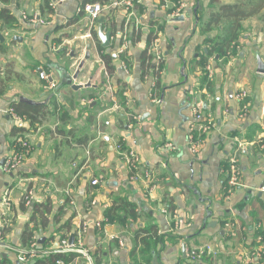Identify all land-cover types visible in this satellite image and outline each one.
<instances>
[{"label": "crops", "instance_id": "1", "mask_svg": "<svg viewBox=\"0 0 264 264\" xmlns=\"http://www.w3.org/2000/svg\"><path fill=\"white\" fill-rule=\"evenodd\" d=\"M53 1L0 0V9L15 18L0 20V264H34L18 261V249L29 247L26 228L49 250L76 239L82 226L93 264H133V251L146 249L136 243L139 228L166 237L145 264H262L264 73L257 57L264 61V6L242 21L236 52L212 55L205 72L206 40L225 36L213 15L248 0H184L180 17L174 16L180 0H139L129 15L113 5L121 0H61L52 7ZM88 3L105 7L100 17L104 32L111 31L109 47L93 35L100 17L92 24ZM24 12L44 22L27 21ZM124 35L128 46L120 53ZM88 44L90 59L80 68ZM145 52L151 57L143 75ZM41 72L51 76L52 87ZM241 92L248 96L240 98ZM22 100L48 106L36 129L29 121L20 125L32 151L6 174L4 159L19 126L8 111ZM196 106L212 113L213 124L205 133L195 126L202 142L194 153L188 133ZM129 150L142 161L137 180L124 157ZM232 159L241 185L229 193ZM29 190L35 197L26 206ZM117 197L134 203L138 218L99 231L96 222Z\"/></svg>", "mask_w": 264, "mask_h": 264}, {"label": "trees", "instance_id": "2", "mask_svg": "<svg viewBox=\"0 0 264 264\" xmlns=\"http://www.w3.org/2000/svg\"><path fill=\"white\" fill-rule=\"evenodd\" d=\"M262 2H260L259 4L258 2L253 4L254 2H250V0H248V4L241 2L235 4H225L220 8V11L213 15L212 23H222V30L225 36L219 38H208L206 40V42L210 44V49L207 54H202L203 57L201 64L203 71H205L204 69L207 64L208 58L212 55L219 54L220 56H227L230 53L236 52L237 41L243 32L242 21L246 18H249V16L257 14L259 10L264 6ZM0 20H4L6 23H12L14 22L15 18L9 10L0 9ZM210 27L211 26H207V28L212 30ZM93 35L97 37V31L95 29L93 30ZM104 56L105 55H103V57ZM105 57L109 56L106 55ZM150 57L151 55L148 56L146 52L142 55L141 61L143 75H145V73L150 68V63L147 64V61ZM162 67L163 65H160V70L162 69ZM205 72L203 74V77L206 80L208 78V75ZM160 89L161 84L158 80V82L156 83V90L158 91L157 96L160 94ZM47 106L48 105L44 103H32L27 100H22L18 103H15L13 105V108L18 115L24 117L27 121L30 122L32 128L36 129L37 126L41 123L43 116L46 114ZM25 130L26 129L23 126L14 127L15 134L24 133ZM129 218L134 220L138 218L136 205L127 201L126 199L117 197L114 199L113 204L106 210L102 223L103 225H105L107 223L117 221L121 224H126ZM32 233V229L26 228L24 230L23 240L26 244L29 243L30 245V242L33 239ZM134 235L138 246H145L146 249L141 250L138 255L136 254V251H133V264H145L146 262L150 263V254L153 255V253L158 252L157 250H153L155 249L154 244L160 246L165 245L166 237L164 235H158L157 232H150L146 229L139 228L138 230H134ZM77 256V253L74 252H68L65 254L53 253L52 251L43 252L41 253V255H37L36 257H34V264H56V262L60 259L69 264L73 263L76 260ZM138 256H140V259L138 258Z\"/></svg>", "mask_w": 264, "mask_h": 264}, {"label": "built area", "instance_id": "3", "mask_svg": "<svg viewBox=\"0 0 264 264\" xmlns=\"http://www.w3.org/2000/svg\"><path fill=\"white\" fill-rule=\"evenodd\" d=\"M59 1L61 0H58V1L55 0L51 2V6L56 7ZM137 1L139 0H121V1L113 3V5L114 6L122 5L124 7L125 13L129 15L130 12H132L131 10L135 6V2ZM177 6L178 7H177L176 12L174 13V16H182L183 11L187 8V4L185 3L184 0H180ZM104 10H105V7L99 3H93V4L88 3L84 6V11H86L88 14L91 15L92 24L94 25L96 24L101 13ZM23 18L27 21L34 22L35 24L44 22L43 19H41L37 13L32 16L24 12ZM88 36H91V33H89ZM122 45L123 46L120 50V53L124 52L128 46L127 37L125 35L123 36ZM208 71L210 73L212 71V68L210 66H208ZM40 77L46 80L49 83L50 87L53 86V83L51 82V76L49 74L41 72ZM247 96H248L247 92H241L239 95L240 98H246ZM243 107L245 108V110L248 109V105L246 103L243 104ZM8 112L9 114H11L14 121L19 126L23 125L27 121L24 117L18 115L13 107H10ZM193 113H194V118L196 122L192 124L191 131L188 134V143H189V147L192 150V152L196 153L198 152L200 148V145L202 142V135H199L195 132V126L197 125V123L198 125H201V128H202L201 130L203 131V133H205L209 129L212 128L213 118H212L211 112L206 113L205 110L199 106L194 107ZM166 146L170 147L171 149L172 148L175 149V146L171 143H168ZM31 151H32V143L30 141L29 136L23 133H18L17 135H15L13 143H12V147L4 159V164H3L4 173L11 174L17 171L18 169H20V167L25 163L28 156L31 154ZM124 157H125V160H126V163L129 169L133 173L132 179L137 180V179L142 178L143 165H142V161L140 157L138 156V154L133 150H129L126 154H124ZM227 172H228V185H229L228 191L229 193H231L235 187L241 185V181H240L241 170L235 159H232L230 161ZM145 175L147 177H150V172L146 169H145ZM98 183H99L98 180L93 181L94 185ZM34 197H35L34 191L29 190L27 195L24 198L25 205L26 206L31 205L34 201ZM95 226L99 231H101L104 226L102 223V220L97 221ZM85 230H86V227H83V226L80 227L79 230L77 231L74 244L70 246L68 240H65L62 242L61 247L59 249H57L58 247L55 249L51 248L49 250L40 249L37 243V240H33L32 243L29 245V247L18 249V261L21 263L29 262L30 260L34 259V257L39 255L40 253L52 251L53 253H63V254L68 253V252L77 253L78 256L76 260L73 263H69V264H76L79 259H81L83 264L84 263L93 264L94 261H93L92 254L89 251V249L86 248L84 244ZM0 237H1V233H0ZM112 238L115 239L114 236H112ZM119 241L121 245H124V241L122 239H119ZM258 256L261 260V263L264 264V244H262ZM56 264H67V263H65L64 260L60 259L56 262Z\"/></svg>", "mask_w": 264, "mask_h": 264}, {"label": "water", "instance_id": "4", "mask_svg": "<svg viewBox=\"0 0 264 264\" xmlns=\"http://www.w3.org/2000/svg\"><path fill=\"white\" fill-rule=\"evenodd\" d=\"M104 19H105L104 16L100 17V19H99V23L100 24L98 26V31L97 32H98V36H99L100 40L102 41L101 46L106 48V47L110 46V41H111V36L112 35H111V31L104 32L103 25H102ZM0 39L2 41H4V37L1 35V33H0ZM90 49H91V44H88L87 45V52H86V55H85V59L80 62V65H79L80 68H82L84 66L86 60L90 59ZM257 60H258V71L261 72V73H264V61L262 60V57L259 55L257 57ZM79 74H80V69H78L76 71V73L73 76V79L76 80L78 78ZM78 87L79 86L74 85V88H78ZM74 240H75V236L71 235L70 241H69V245L70 246H72L74 244ZM0 245H5V243L2 242V243H0Z\"/></svg>", "mask_w": 264, "mask_h": 264}, {"label": "rangeland", "instance_id": "5", "mask_svg": "<svg viewBox=\"0 0 264 264\" xmlns=\"http://www.w3.org/2000/svg\"><path fill=\"white\" fill-rule=\"evenodd\" d=\"M190 131H191V129L189 130V133H190ZM189 133H188V134H189ZM78 263H79V264H82V262H81V261H79Z\"/></svg>", "mask_w": 264, "mask_h": 264}]
</instances>
